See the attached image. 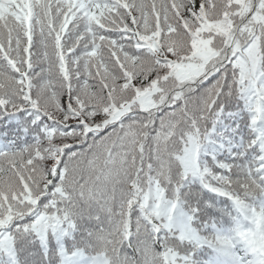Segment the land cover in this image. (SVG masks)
<instances>
[{
	"label": "snow or ice",
	"instance_id": "1",
	"mask_svg": "<svg viewBox=\"0 0 264 264\" xmlns=\"http://www.w3.org/2000/svg\"><path fill=\"white\" fill-rule=\"evenodd\" d=\"M0 264H264V0H0Z\"/></svg>",
	"mask_w": 264,
	"mask_h": 264
}]
</instances>
